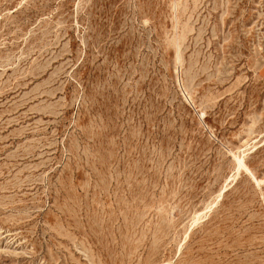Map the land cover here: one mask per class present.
Masks as SVG:
<instances>
[{"label":"rangeland","instance_id":"obj_1","mask_svg":"<svg viewBox=\"0 0 264 264\" xmlns=\"http://www.w3.org/2000/svg\"><path fill=\"white\" fill-rule=\"evenodd\" d=\"M0 264H264V0H0Z\"/></svg>","mask_w":264,"mask_h":264},{"label":"bare ground","instance_id":"obj_2","mask_svg":"<svg viewBox=\"0 0 264 264\" xmlns=\"http://www.w3.org/2000/svg\"><path fill=\"white\" fill-rule=\"evenodd\" d=\"M245 156V155H244ZM244 156H239L238 159V170L240 171V169L244 166ZM198 219V218H197Z\"/></svg>","mask_w":264,"mask_h":264}]
</instances>
